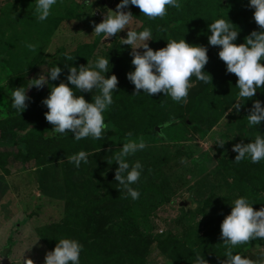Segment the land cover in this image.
<instances>
[{"label": "rangeland", "instance_id": "rangeland-1", "mask_svg": "<svg viewBox=\"0 0 264 264\" xmlns=\"http://www.w3.org/2000/svg\"><path fill=\"white\" fill-rule=\"evenodd\" d=\"M210 1L0 0V264H63L57 249L112 264L132 236L139 264L185 248L182 264H264V243L226 251L255 233L264 97L248 109L262 78L245 65L264 68V0ZM71 114L110 121L51 140L34 128ZM162 119V135L144 129ZM99 221L106 241L86 243Z\"/></svg>", "mask_w": 264, "mask_h": 264}, {"label": "trees", "instance_id": "trees-1", "mask_svg": "<svg viewBox=\"0 0 264 264\" xmlns=\"http://www.w3.org/2000/svg\"><path fill=\"white\" fill-rule=\"evenodd\" d=\"M224 2L223 0H211L208 4V9L210 11H215L219 7L223 6ZM187 19H181L180 21L170 20L166 23V29L164 30V35L169 37L172 33H175L180 29L183 23L186 22ZM59 54L56 53L54 55H49L45 57V62L48 64H53L57 61L59 58ZM245 69L248 73V78L253 76H261L262 81L256 83L255 85H251L249 89H247L244 92V95L247 96V102H248V109L255 110L260 106V102L262 98L264 97V68H261L256 62L254 61H248L245 65ZM245 82V80H243ZM221 117V114L217 115L215 119H219ZM188 118V117H186ZM110 119L108 117H105L104 115H99L94 119H90L88 117H82L78 116L77 114H71L68 115V117L65 120L59 121V120H53L50 121L42 126H34L38 130V134L40 137H42L44 140H51L53 138L60 137L59 135H53V130L59 128L66 129L70 125V130L67 129V131H64V135L69 134L71 130L75 126H82L85 129L94 131V130H101L105 126L107 122H109ZM186 123L188 122L185 119ZM159 124L154 123H148L144 126V129L150 133L155 134L157 133L154 129L157 125H168V122L165 121V119H162ZM164 126V127H165ZM158 134V133H157ZM17 146H21L22 150L28 149L27 143L23 144L21 142L15 143ZM262 173L258 176L259 183H255V207L253 210L249 211V215L251 218H255V233L254 231H250L249 235L242 236L239 238V240L232 242V244L229 246V248L226 251L232 252L233 256H237L243 251H245L248 247L251 245H257L264 243V163L262 164ZM112 174L110 170L100 171V176L105 178L108 177V175ZM250 196H248L249 198ZM246 198V195H245ZM97 222V227H93L94 223H88L86 225L87 229L84 231L85 234H87L88 230V236L86 235L84 237V240L86 243H90L92 245H96L98 243H102L104 240L106 241V237L104 238V235L102 234V231L104 230L107 232L109 228V223L105 221H99ZM228 223V217H221L219 220L218 225L221 227ZM262 230L261 234L257 233V231ZM125 242V248L124 250L121 247H117L116 253H120L115 255V260L112 262V264H139V261L137 259L138 254H141V250L145 248V239L138 237V236H132V237H126L122 239ZM143 248V249H142ZM10 251V246H7L4 250V254L7 256ZM191 250L188 248H185V254L184 255H174L173 253H168L169 259H171L175 264H182L184 262L191 261ZM115 253V254H116ZM56 254H58V258H62L61 255H63V258L61 261H64L67 256V252L64 249H57ZM201 257H207L206 254H199ZM111 264V263H110Z\"/></svg>", "mask_w": 264, "mask_h": 264}, {"label": "water", "instance_id": "water-1", "mask_svg": "<svg viewBox=\"0 0 264 264\" xmlns=\"http://www.w3.org/2000/svg\"><path fill=\"white\" fill-rule=\"evenodd\" d=\"M187 122H188V118H186ZM165 125H157L154 127L155 131L159 134L162 135L161 129L164 128Z\"/></svg>", "mask_w": 264, "mask_h": 264}]
</instances>
